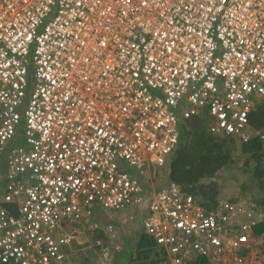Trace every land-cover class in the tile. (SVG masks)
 Instances as JSON below:
<instances>
[{"label":"built area","instance_id":"built-area-1","mask_svg":"<svg viewBox=\"0 0 264 264\" xmlns=\"http://www.w3.org/2000/svg\"><path fill=\"white\" fill-rule=\"evenodd\" d=\"M263 100L264 0H0V264H72L98 210L138 213L169 264H241L258 206L148 177L194 116L264 148Z\"/></svg>","mask_w":264,"mask_h":264},{"label":"trees","instance_id":"trees-1","mask_svg":"<svg viewBox=\"0 0 264 264\" xmlns=\"http://www.w3.org/2000/svg\"><path fill=\"white\" fill-rule=\"evenodd\" d=\"M250 122L253 128L264 130V100L251 112ZM187 124L189 127L185 129L183 125L181 128L179 146L169 162L168 180L177 181L183 189L202 199L207 208H212L217 204V182L210 180L203 183V179L216 176L217 168L222 171L243 161V170L255 179L264 192V148L260 138L253 137L249 142L237 143L230 137L214 136L207 129V119L200 116L187 119ZM261 205L263 218L256 225L255 234L264 238V198ZM101 232L107 235L103 230ZM158 249L153 237L143 231L129 257V264H169L165 252ZM189 264L210 263L200 257Z\"/></svg>","mask_w":264,"mask_h":264},{"label":"rangeland","instance_id":"rangeland-1","mask_svg":"<svg viewBox=\"0 0 264 264\" xmlns=\"http://www.w3.org/2000/svg\"><path fill=\"white\" fill-rule=\"evenodd\" d=\"M200 117L206 118L205 115H201ZM187 127H189V125L186 120L184 128L186 129ZM230 139H233L237 143L240 142L239 139L233 136H230ZM235 154V160H237V152H235ZM237 163L225 167L222 171L217 168L216 176L203 179V183L209 182L210 180H215V182H217V190L215 191L216 203L220 200L245 198L262 210L263 206L261 205V199L264 198V192L260 190L255 179L243 170V161ZM159 168L160 167H157L155 170H151L148 177L150 185L149 190L157 189L167 182L168 166L162 169ZM197 199L204 204L202 199L199 197ZM211 206L213 205L211 204ZM135 215L136 224H133V226H136L138 231L141 230V219L138 218V213ZM107 221L108 219L105 218L104 224H106ZM130 226H132V224ZM107 232L109 236H104L103 232L99 233L98 230L86 226L79 237L80 243L77 241L74 243V250L71 252L72 264H91L96 261L100 264H111V262L115 261H118V263L115 264H126L127 261L129 262L127 248L130 247L133 251V242H135V240L129 241L132 238L130 237L131 235L126 236L128 231L125 233V238L118 230L112 233L113 237L110 235L109 231ZM257 237L255 241L251 242L248 248H243L239 251V254L244 256V260L241 264H264V238L263 236ZM153 240L156 243L154 238ZM128 244H130L129 247ZM158 248L161 249L159 246Z\"/></svg>","mask_w":264,"mask_h":264},{"label":"crops","instance_id":"crops-1","mask_svg":"<svg viewBox=\"0 0 264 264\" xmlns=\"http://www.w3.org/2000/svg\"><path fill=\"white\" fill-rule=\"evenodd\" d=\"M122 213V214H121ZM130 213H135V212H129L128 215ZM128 215H127V212H117V213H111V215H106L103 210H98L96 216L93 218L95 221H98L99 225L101 226L98 231L100 232V230H103L108 236V230L107 228L105 227L107 223L109 222H112L115 224V228L120 231V233L123 234V237L125 238V233L126 231H128V233L126 234V236L128 235H131L130 237L132 238L131 240L129 241H134L133 242V248L135 247L136 243H137V240H138V237L142 234L143 232V229H142V224H141V230H138L137 231V228L136 226H133V224H136V221L135 220H129L128 218ZM122 217V218H121ZM105 218L108 219L107 223L104 224L105 222ZM138 218L141 219V216L138 215ZM132 221V222H130ZM135 221V222H134ZM134 222V223H133ZM102 223V224H101ZM132 224V226H130ZM135 228V229H134ZM96 230V229H95ZM115 230V231H117ZM140 231V232H139ZM113 232H110V235L113 237L112 235ZM127 245V244H126ZM130 244H128V247H129ZM126 251V250H125ZM127 254H128V259L132 253V249L129 247L127 248ZM125 254V253H124ZM125 254V255H127ZM94 263V262H93ZM91 263V264H93ZM115 263H118V261H115V262H111V264H115ZM126 264H129V262L127 261Z\"/></svg>","mask_w":264,"mask_h":264}]
</instances>
